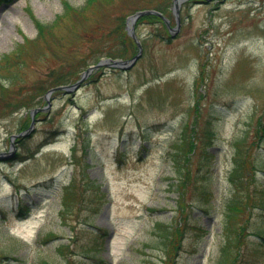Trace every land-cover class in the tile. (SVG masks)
<instances>
[{"label": "rangeland", "instance_id": "rangeland-1", "mask_svg": "<svg viewBox=\"0 0 264 264\" xmlns=\"http://www.w3.org/2000/svg\"><path fill=\"white\" fill-rule=\"evenodd\" d=\"M63 1H0V57L37 36L34 20L51 25ZM158 4L168 6L173 27L172 0L99 3L47 28L0 73L3 99L31 104L0 108V254L10 256L0 264H166L158 224L185 215L173 264H219L232 235L226 205L245 194L246 233L234 264H264V207L253 199L264 187V137L252 142L264 114V0H180L172 37L160 21L134 23L143 50L130 69L102 66L74 91L47 90L57 73L71 71L74 83L91 56L117 52L113 33L122 20L132 42L128 17ZM195 116L198 147L179 200L170 152ZM31 120L32 130L14 137ZM238 142L255 169L241 174V185L230 177ZM82 163H89L84 172ZM17 199L24 216L15 215Z\"/></svg>", "mask_w": 264, "mask_h": 264}, {"label": "trees", "instance_id": "trees-1", "mask_svg": "<svg viewBox=\"0 0 264 264\" xmlns=\"http://www.w3.org/2000/svg\"><path fill=\"white\" fill-rule=\"evenodd\" d=\"M7 1V0H3ZM113 0H85L84 3L81 6L75 7L70 2L64 0L63 1V8L62 12L57 15L55 21L51 23V25H43L39 22L35 21V25L37 26V36L33 39H26L23 40L22 43L18 45L17 48H15L12 52L5 53L0 57V73L2 71H8L10 66H17L19 63L20 55L23 54L27 46L31 45L33 41L40 39L44 40L46 37V32L47 28H51L54 25H56L60 20L66 17H77V15L84 14L86 12L95 11L99 5V3H108ZM168 6H164L161 4L156 5L154 8L159 10L163 15H165L168 19L169 17V11L167 9ZM149 19L148 21H157L161 22L163 26H165L164 22L162 21L161 17L156 15V14H147L139 17L138 19ZM137 19V20H138ZM122 27L117 25L113 37L116 39L117 42L116 44L119 46V49L115 53H108L105 56L106 57H120V58H126L131 56L132 54L128 53L129 49L135 50L136 45L134 41L132 42H127L125 38V28H124V20L121 21ZM166 27V26H165ZM45 34V35H44ZM42 40V41H43ZM99 56H91L89 60H87L84 64V67H81V71H83L89 64L95 63L99 60ZM72 72L68 71V73L64 74V72H59L56 74V78L54 79L53 83H51L48 87L51 86H57V85H65V84H70L73 81V76L71 77L70 75ZM77 75V73H76ZM75 75V76H76ZM5 82V78L0 77V103L3 105V107H0L4 111H16L17 109L20 108H28L30 104V100L28 98H23L20 97L16 101H5L3 99L4 97V92L7 89ZM39 88V87H37ZM31 107V106H30ZM196 109V106L195 108ZM197 110V109H196ZM198 114V113H196ZM264 116V114H263ZM263 116H258L256 118V127H255V134L253 140H256L260 137H264V117ZM196 118H192L191 122H185L182 125V128L179 131V138L176 142L173 143L172 145V151L171 153V158H172V165H173V170L175 172V179L176 181L173 183V186L179 187V200H182V191L185 190V186L187 185V182L190 178V173H191V160L193 157V154L197 151V143H198V138H199V132L197 131L196 128ZM29 121V119L27 120ZM27 121H23V125L21 128H26L28 125ZM205 136L208 138L210 137V132L208 131L204 133ZM242 142V141H241ZM238 142L236 152H235V159H234V167L231 170L230 177L231 179L237 183L243 184V180L241 177V174L245 172H250L253 173V170H255L254 164L251 161L246 160V153L247 149L245 150V147L242 146V143ZM251 142V143H252ZM209 143V142H208ZM85 145V144H84ZM202 155L207 159L211 155L204 149L201 150ZM249 162V163H248ZM82 171L84 172L85 169L89 166V163H82ZM248 175V174H247ZM244 183L246 184V178H244ZM206 193L208 191H205ZM253 193V199L254 203L260 205L261 207H264V187H259L257 188ZM75 194L73 192L67 193L65 195V198L63 200L64 205L67 208V204L70 203L72 200L75 199ZM181 196V198H180ZM178 198V197H177ZM68 200H71L70 202ZM249 195L245 194L244 199L241 198H235L232 199L230 202L227 203L226 208H227V226L229 227V231L232 233L231 237L228 238L224 245L221 247V260L219 264H234L236 263L237 259L240 256V253L238 252V248L240 246V243L242 242V239L244 240V236L246 233V227H245V218L242 217V214L244 212L248 211L249 207ZM23 207L20 208V212L23 211ZM186 220H187V215L183 216L182 218H179L178 221L175 223V225L171 223L167 224H161L159 223L158 225L161 227L159 236L161 238L160 243L163 245V249L166 252L165 258L167 259L164 261L166 264H173V258L169 256L170 251L172 249L176 250L178 246L180 245L181 239L183 237V232H184V226L186 225ZM103 231V230H100ZM56 235L53 232H48L46 235V238L48 240L55 238ZM0 258H10V256L6 255L5 253L0 254ZM16 259V258H14ZM40 264H48L46 261H41Z\"/></svg>", "mask_w": 264, "mask_h": 264}, {"label": "water", "instance_id": "water-1", "mask_svg": "<svg viewBox=\"0 0 264 264\" xmlns=\"http://www.w3.org/2000/svg\"><path fill=\"white\" fill-rule=\"evenodd\" d=\"M175 4H177V0H175ZM146 13H157V12L155 10H140V11H137L136 13H134L132 16L129 17L130 22H131V26L127 27V28L129 30V33L135 38V40L139 46V51L137 54H135L132 58L127 59V60H113L112 62H110V61L99 62L97 65L91 66L85 73H87L92 68L98 67L100 64H107L110 66H116V67H120L122 69L130 68L133 65V63L135 62V60L141 55V45H140L139 41L137 40V38L134 36L133 23H134V20L136 19V17H138L141 14H146ZM78 85H79V81L76 82L75 84H73L72 87L75 88Z\"/></svg>", "mask_w": 264, "mask_h": 264}]
</instances>
